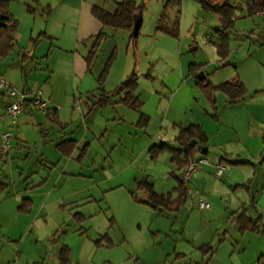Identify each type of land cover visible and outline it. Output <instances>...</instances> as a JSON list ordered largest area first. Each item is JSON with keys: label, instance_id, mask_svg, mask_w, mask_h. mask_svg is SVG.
<instances>
[{"label": "rangeland", "instance_id": "374dc122", "mask_svg": "<svg viewBox=\"0 0 264 264\" xmlns=\"http://www.w3.org/2000/svg\"><path fill=\"white\" fill-rule=\"evenodd\" d=\"M135 1L138 4L144 2L142 22L137 36L131 37L130 31L124 29H119L115 35H107L104 32V36L99 39L97 54L92 56V64L88 70L96 80L107 67L103 80L105 90L113 89L135 70L139 74L135 94L142 100L153 94L160 96L164 112L175 91L167 88V81H170V77L181 81L182 69L186 70L190 62L201 64L199 73L203 71L205 76L209 73L213 81L231 80L234 75H229L235 71L241 73V80H247L246 85H251L250 80L255 77L254 60L264 63V9L255 7L252 11L247 0H228L236 6L235 20L232 28L227 31V51L222 55L217 46L221 37L217 31L220 27L219 15L205 7L203 0H179V3L173 2L171 6H167L168 25L174 26L176 18L178 19L176 35L156 29L158 18L169 0ZM26 3H31L35 10L27 9L24 15H16L19 20V47L15 46L8 53L0 55V79L18 90L23 89L27 80L29 83L36 80L44 84V78L50 74L45 71L49 64L47 57L50 41L42 35L39 36L40 24L43 23L42 14L45 13L44 6L47 4L39 5L40 0L37 5L29 0ZM25 48L34 54V64L22 59L21 54ZM226 61L231 65H224ZM235 64H238V68H235ZM148 71L150 75H147ZM4 88L7 89V86ZM0 90L3 89L0 87ZM200 90L202 98H195L192 102L191 98L186 105V120L190 121L188 124L204 119L206 110L210 108L205 93ZM77 94L78 100L73 101L80 105L82 110L89 112L86 101L90 104L92 102L88 101V96ZM218 95L221 99L225 96L223 92ZM93 111L72 127L78 144L69 153L55 146L57 135L51 134L52 123H49L48 117L42 111L36 110L31 115L23 113L18 116L16 123H11V119L6 118L8 130L12 129L13 147L7 159L0 158V169L7 175L9 183L14 184L15 190L24 187L26 176L21 174L22 169L32 168L44 174L51 173L50 180H56L60 175L54 195H67L78 191L85 196L77 202L80 206L68 209L65 205L58 208L57 212H51L46 218L47 223L43 221V224L36 223L32 226L33 233L23 240L20 251L25 255H34L36 247L43 251L44 256L49 255L61 245L60 238L64 229L69 236L64 239L62 235V240L71 241L74 248L78 247L73 250L72 264H82L77 252L85 238L93 241V249L87 257L88 264H165L175 257L169 256L174 244L183 243L188 247L181 241L183 238L180 234V219H171L170 214H160L157 211L158 218H150L152 209L135 202V196L145 197L146 194L138 187L135 177L141 178L144 172L151 174L153 180L157 181L158 191L167 187L169 180H175L174 174L169 173L171 163L168 148L162 152L159 150L155 155L150 152L142 155V152L144 145L155 134L158 137L162 134L165 141L177 146V142H171L177 130L173 131L170 126L154 130L155 124L158 127L161 114L148 116L145 123H140L138 112L123 103L95 107ZM150 119L152 125H149ZM39 121L43 123L38 124ZM86 132L89 134L86 135ZM19 138H28L30 148L18 147L21 143ZM44 157L49 160L57 159L54 161L58 162L47 163L42 161ZM128 163L138 167L139 173L135 177L132 176L130 167L125 168L130 170L122 168ZM129 176L133 177L131 181L128 180ZM104 179L111 180L115 185H122L99 193L95 188L94 194L88 191L89 185L99 184ZM133 190L134 194L131 193ZM50 206H47V211L52 209ZM75 211H81L85 219L78 222L73 217ZM174 213L172 214L176 216V212ZM172 220H175L174 224ZM160 226L163 227L162 234L157 230ZM16 228L17 226L14 229ZM57 228H61L60 232L52 235ZM82 230V235L85 236L83 238L80 237ZM27 231L29 232V228ZM106 233L111 239L110 242L95 244L100 235ZM53 236L55 240L51 241ZM6 242L4 246L0 245V259L5 256L6 251L8 254L19 252V240ZM2 247H6V250H1ZM187 257L200 258L194 252ZM6 261L4 263H7ZM30 264H34L32 260Z\"/></svg>", "mask_w": 264, "mask_h": 264}, {"label": "crops", "instance_id": "0c3cea01", "mask_svg": "<svg viewBox=\"0 0 264 264\" xmlns=\"http://www.w3.org/2000/svg\"><path fill=\"white\" fill-rule=\"evenodd\" d=\"M29 1L31 2L32 0ZM26 2L27 0H10L9 10L15 16L19 14L24 15L28 9V3ZM42 4H47L44 7H52V11L49 14L43 13L42 10L43 23L40 24V35L50 41L49 56L47 57L49 64L45 69L50 74L44 78V84L41 81L36 82V80L29 83L27 80L22 90L30 89L38 93L49 100L51 108L42 110L29 101L20 112L19 117L23 113L31 115L36 110L42 111L48 117L49 123H52L51 134L57 135L56 140H54L55 146L59 148V143L71 140L72 144L67 143L64 145V151L59 148L63 152L66 150L71 152L78 144L77 138L73 135L74 129L72 127L82 117H87L95 109L92 108L90 110L92 105L86 101L90 113L85 112L80 105H76L75 101H73L75 99L78 100L77 93L82 97L84 95L87 96V92L96 89L98 86L96 78L88 70L85 56L93 47L95 35L99 31H103L107 35H115L119 30L110 25H104L93 15L92 7L98 5L105 7L109 11H113L116 3L111 0H40L39 5L42 6ZM18 35L17 30L15 41L16 46L19 47ZM20 36L22 35L20 34ZM23 51V53L19 52L20 54L22 53V59L31 61V64H34V54H31L26 48ZM224 65L231 64L226 61ZM234 66L238 68V64ZM200 75L202 77L205 76ZM232 75H234L232 79L243 78L239 72L234 71L229 76ZM206 76L212 83H220L213 81L209 73ZM254 76L250 80L251 85H246V79H244L246 82L242 80L247 86V90L244 97L237 102L227 103L226 95L224 94V98L221 99L218 95L220 92H217V110H214L209 102L210 108L206 110L204 119L199 122L192 121L188 124L190 121L186 120V105L189 104L191 98V102L195 101V98H202L201 88L196 83L197 78L190 71V65H188L186 70L182 69L181 81L174 77H170V81H167V88L175 91H173L164 112L161 108V97L154 94L150 95L146 100L143 99L140 111L136 110L139 120L142 113L147 117L161 114V119L158 120V127L155 124L154 130L169 126L173 128V131L177 130L171 142L176 140V136L179 134L181 128L194 123L201 124L208 136L206 145L195 153L194 159H199L202 155H205L210 163L201 164L199 168L192 172L190 177V184L200 190V195L188 197L185 204L176 212V216L174 212L161 213L141 201L140 199L147 196V192H145V197H134L135 202L139 205L152 209L150 218H158L157 211L160 214H170L171 219L174 217L180 219L182 229L180 234L182 235L181 238H183L181 241H184L188 247L186 248L183 243H176L172 246L170 250L173 251L169 256L173 257L177 253H180L179 258L176 259L174 264H259L260 257L264 255V232L249 230L241 232L239 226L234 221L236 212L242 210V205H245L249 209V212H252L255 216L261 214L264 221V162L261 161V155L264 153V63L259 60H254ZM0 87L3 89L2 91L0 90V93H4V95H0L1 139V133L9 129L5 121L8 117L6 108L11 98L6 92L7 90L1 85ZM92 98L93 100L95 99V97ZM95 111L93 112L95 113ZM178 116L182 117L179 118ZM32 121L33 119L31 118L30 122ZM42 123V121L38 122V124ZM150 123L152 125L151 119L149 125ZM146 128L148 129L149 127L147 126ZM51 134L49 133V136ZM88 134L86 132V135ZM161 135L158 137L155 134L153 136L154 139L152 138L144 145L142 155L148 152L155 155V153H159V150L162 152L166 148L170 150L171 146H176L170 145ZM19 141L21 143H19L18 147L30 148L28 138H19ZM174 144H176V141ZM71 145L73 146L72 148ZM160 145L163 147L160 148ZM12 147L13 142H11L9 152L4 159H7L10 155ZM202 150L205 152H202ZM54 160L57 159L49 160L48 157L42 158V161L47 163L53 164L54 162H58ZM169 161L171 163L169 173L174 174L175 180H172V182L169 180L166 185L167 187H164L161 191H158L157 181L153 180L151 174L144 172L141 178L137 179L138 177L135 176L139 173L137 172L138 167H134L133 164L130 165L128 163L122 168L130 167L132 169V176L136 178L137 184L139 180L148 178L153 182L154 189L157 192L166 193L173 191L179 184L183 169H178L176 173L174 172L177 164L172 160L171 150ZM220 163L225 164L226 168L220 176H217L215 170L216 166ZM1 174H5L2 169H0V178ZM21 174L26 176L23 188L15 190L14 184L11 185L9 183L6 175L3 180L6 181L7 186L0 189V245L4 246L3 244L7 243L6 240H19L20 245L18 254L11 252L8 254L6 251L5 256L0 259V264H30L31 260L34 264H62L59 256L62 246L68 247L69 262L72 264L73 250L75 248L78 249V247L74 248L71 241L62 240V235L64 239L69 236L68 232L64 229H62L63 234L60 238L61 245L59 244V248L51 251L49 255L44 256L43 251L38 250L36 247L34 255H25L24 252L21 253L20 248L23 240L30 237V233H33L31 231L32 226L36 223L43 224V221L47 223L46 218L51 212L54 211L55 213L59 210L58 208L65 205L68 209L80 206L81 204L77 202L83 200L85 196L82 192L78 191L67 195H54L60 175L57 176L56 180H50L51 173L44 174V172L32 168H23ZM133 177L129 176L128 180L131 181ZM120 185L122 184L115 185L111 180L104 179L99 184L89 185L88 191L90 190L94 194L95 188L99 193V191ZM131 193L133 194L132 191ZM175 195L176 193L174 192ZM25 198L27 199L26 202ZM200 198L208 200L210 206L200 208ZM23 203L26 204L27 209H21ZM49 205H51L52 209L47 211V206ZM254 207L258 211L255 212ZM138 209L142 210L141 208ZM73 217L78 222L85 219L81 211H75ZM174 221L172 220V224L175 223ZM15 226H17L16 229H14ZM172 227L174 228V225ZM172 227L170 226L171 229ZM28 228L29 232L27 231ZM161 228L163 227L160 226L157 230L162 234L163 229ZM60 229L57 228L52 235L60 232ZM82 234H84L83 230L80 231V237L83 238L84 235ZM85 239L82 241L77 252L82 264L89 263L87 257L93 249V241ZM50 240H55V237H51ZM207 243L213 244L216 248L212 255L199 248L200 245ZM4 249L6 250V247H2L1 250L4 251ZM192 252L197 253L200 258L187 257ZM182 253L185 254L184 257H181ZM5 260H7V263H4Z\"/></svg>", "mask_w": 264, "mask_h": 264}, {"label": "trees", "instance_id": "16d2710c", "mask_svg": "<svg viewBox=\"0 0 264 264\" xmlns=\"http://www.w3.org/2000/svg\"><path fill=\"white\" fill-rule=\"evenodd\" d=\"M36 5L39 3V0H32ZM173 2H178L179 0H169L165 4L161 16L158 18L156 29L159 31H165L167 33L176 35L178 31V19L175 20L174 26H169L167 23V6H171ZM116 7L113 11H109L105 7L94 5L92 7V13L97 17L104 25H110L116 29H124L131 32L133 27V15L134 13H139L142 17V10L144 7V2L138 4L135 0H116ZM247 3L250 4L252 11L255 9H264V0H247ZM203 5L207 8L214 10L219 15L220 27L217 31L220 33V41L217 43L219 52L224 55L227 51V31L230 30L234 24V9L235 5L231 4L228 0L224 2H214L212 0H203ZM29 11H34L35 7L31 4H27ZM46 14H49L52 11L51 6L45 7ZM19 27L18 18L11 13L9 10V0H0V55L8 53L13 47H15V33ZM139 32V31H138ZM45 33V32H43ZM138 34V33H137ZM136 35H131V37H136ZM41 36V35H39ZM104 36V32L100 31L95 39L93 47L85 56L88 69H90L92 64V56L97 54L99 39ZM201 70V64H196L192 62L190 64V71L197 78V85L205 93L207 99L213 106L214 110H217V92H223L226 95L227 103H234L241 100L247 90L245 83L239 79L234 78L232 80H226L218 84H214L207 79V76L202 77L199 72ZM107 73V67L103 70L100 76L97 77L98 86L96 89L87 92L88 100L91 101V108L95 107H104L106 105H115L117 103H123L129 106L132 109L140 111L143 104V100L135 94V89L138 85L139 74L137 71L133 70L127 77L116 87L110 90H105L103 88V80ZM147 75H150V72H147ZM8 87H11L9 85ZM7 87V93H8ZM24 91H31L30 89ZM4 93H0V95ZM92 97H95L94 100H91ZM32 102V97H27L25 100V105L28 102ZM148 117L142 113L140 118V123H145ZM264 139V134H263ZM208 136L199 123L190 124L187 127L180 129L179 134L176 136L177 146H171L172 160L177 164V167L174 169V172L178 169H182L187 166L192 160H194V155L197 151L201 150L203 146L206 145ZM70 142V143H69ZM72 144V141L66 140L58 144V147L63 149L65 144ZM73 146L71 145V148ZM160 148L163 146L160 145ZM66 153L69 150L65 151ZM261 161L264 162V153L261 155ZM176 176H178L176 174ZM6 177V174H1L0 178V189L7 186L6 181L3 178ZM179 177V176H178ZM138 187L147 192L145 198L140 199L141 201L150 205L153 209L158 210L161 213L164 212H177L185 204L186 199L190 197L187 193V189L182 179L180 178L179 184L174 188L173 191L166 193H159L154 189L153 182L148 178H144L138 181ZM134 194V191H132ZM174 192L176 195L174 196ZM25 198V202H26ZM24 201V200H23ZM24 202V203H25ZM21 205V209H27L26 204ZM29 205V204H28ZM242 210L236 212L234 221L239 226V230L244 232L246 230L254 232H264V221L261 214L257 216L253 215L252 212H249V209L242 205ZM254 211H258L254 207ZM108 233L100 235V237L95 241V244L102 245V242H110ZM112 244V243H111ZM110 244V245H111ZM204 252H208L211 255L215 252L216 248L213 244L207 243L202 244L199 247ZM177 253L174 259L170 260L167 264H174L176 259L179 258ZM60 261L62 264H70L69 262V249L66 246H62L60 249ZM185 254H181V257H184ZM259 264H264V255L259 259Z\"/></svg>", "mask_w": 264, "mask_h": 264}, {"label": "built area", "instance_id": "2783aa9c", "mask_svg": "<svg viewBox=\"0 0 264 264\" xmlns=\"http://www.w3.org/2000/svg\"><path fill=\"white\" fill-rule=\"evenodd\" d=\"M0 85L3 87H8L9 85L4 81H0ZM8 95L11 98L9 104L6 108V114L11 119V122H16L17 118L20 114V112L23 110L25 105V100L27 97H32L33 104L42 110H48L51 108V105L49 103V100L45 99L44 97L40 96L38 93L33 91H24V90H18L15 87H8ZM12 131L11 130H5L1 133V141H0V158L4 159L11 147V141H12ZM203 163H210L209 159L202 155L199 159L192 160L187 166H185L182 169L181 178L183 183L186 186L187 193L190 197H194L196 195H200V190L194 188L190 184V177L194 170L199 168V166ZM226 168V165L223 163H220L216 166V175L220 176ZM210 206V202L208 200L199 199V207L200 208H207Z\"/></svg>", "mask_w": 264, "mask_h": 264}, {"label": "water", "instance_id": "95a60500", "mask_svg": "<svg viewBox=\"0 0 264 264\" xmlns=\"http://www.w3.org/2000/svg\"><path fill=\"white\" fill-rule=\"evenodd\" d=\"M141 22H142L141 15L139 13H134V15H133V27H132V30L130 32L131 35H136L138 33ZM200 74L203 75V71ZM202 152H205V151L202 150Z\"/></svg>", "mask_w": 264, "mask_h": 264}]
</instances>
